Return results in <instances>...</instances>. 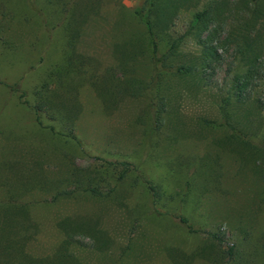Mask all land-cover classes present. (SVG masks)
<instances>
[{
  "label": "rangeland",
  "instance_id": "374dc122",
  "mask_svg": "<svg viewBox=\"0 0 264 264\" xmlns=\"http://www.w3.org/2000/svg\"><path fill=\"white\" fill-rule=\"evenodd\" d=\"M77 1L85 23L70 30L76 0L0 3V207L25 206V251L74 264H264V26L253 17L264 0L223 6L207 86L154 64L132 15L143 0ZM202 2L153 17L158 54L176 46L166 63L198 56L186 31ZM256 30L238 53V35ZM246 59L240 102L231 79ZM65 220L95 224L107 244L65 238Z\"/></svg>",
  "mask_w": 264,
  "mask_h": 264
},
{
  "label": "trees",
  "instance_id": "16d2710c",
  "mask_svg": "<svg viewBox=\"0 0 264 264\" xmlns=\"http://www.w3.org/2000/svg\"><path fill=\"white\" fill-rule=\"evenodd\" d=\"M2 1L3 0H0V3ZM28 1L29 3L31 2V0ZM45 1L48 4L55 5V7L60 6L58 0ZM70 1L72 4L75 2V0ZM227 1L228 0H203L201 9L192 15L186 31L187 35H189L199 46V54L185 64L179 63L174 66L171 63L166 62L169 57L175 56L176 46L169 45L168 50L165 53L158 54L152 19L157 16L175 15L183 9L197 6L201 0H143L141 6L132 11L133 17L142 25L146 37L148 38L152 60L155 65L159 64L161 67L160 70L163 71L162 73H170L177 76L179 79L185 77L196 78L200 81L202 80L203 82H206L205 85L207 86L208 83L205 77H202L203 70H206L212 61H218L217 46L211 45L214 42L212 36H214L215 33V29L211 28V25L215 22L222 21L224 12L223 6H225ZM77 2L78 1L76 0V2L70 7V11L66 10L67 14H64L65 19L70 18V26L68 27V30L74 25L76 27V24L81 25L85 23L82 10L77 8V6H80ZM253 17L256 20H260L259 27H262V25L264 26V12L261 9L254 10ZM247 25L248 23H244L242 26L246 27ZM251 28L254 30L253 24L251 25ZM258 30L255 31L254 36L251 38L246 33L238 35V53L245 55L250 48L249 43L254 40L258 42L261 39L257 32ZM254 62L255 59H246L248 68L241 74H235L232 76L231 83L234 91L233 99L236 101L243 100L250 90L251 79L254 73L252 70ZM227 99L228 97L224 98L221 107L222 109L228 104ZM70 130L71 128L69 131ZM67 135L71 140H75L71 132ZM89 192L94 194L93 189ZM6 202L5 205L0 207V264H74L70 259L56 262L50 261V259H43L41 261L27 253V251H25L26 243L23 242L24 236H22V231L24 230L27 220L26 208L23 205H15L14 203H11L10 200H7ZM178 220L187 230L191 231V227L188 225L186 219L180 217ZM65 221H60L56 224V227L62 232L65 238L71 240L75 235L82 236L83 238L90 239L95 243L97 248H103L107 244V240L102 236L101 230L96 228L95 224L89 222ZM209 236L212 240L227 245V243L216 234H211ZM232 255V245L227 246L228 258H231Z\"/></svg>",
  "mask_w": 264,
  "mask_h": 264
}]
</instances>
